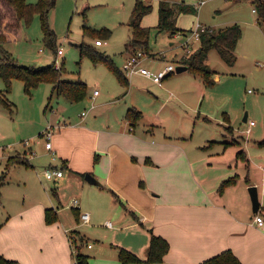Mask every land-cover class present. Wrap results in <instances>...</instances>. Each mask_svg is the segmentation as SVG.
<instances>
[{
	"label": "crops",
	"instance_id": "obj_1",
	"mask_svg": "<svg viewBox=\"0 0 264 264\" xmlns=\"http://www.w3.org/2000/svg\"><path fill=\"white\" fill-rule=\"evenodd\" d=\"M97 90L92 100L101 96L100 90L94 96ZM144 91L142 97H146ZM132 103L129 107L125 104L115 125L99 122L100 104H92L88 117L81 115L83 118L74 123L58 119L50 126L52 150L46 149V143L36 149L35 140L30 146L24 143L16 154L0 149V172L7 169L8 159L18 155L30 167L14 168L37 171L42 163L43 170L64 171L62 178L53 181L54 187L52 183L36 185L29 174L15 175L10 181L8 174H2L6 183L0 199V255L20 264H74V246L89 263L91 255L85 248L94 249L105 264H121L118 247H123L143 261L132 264H154L146 262L153 233L170 245L159 264H202L227 250L242 264H264V224L255 222L258 215L264 218V145L259 144L264 140V124L254 131L258 126L254 121L251 133H245L253 121L247 115V122L243 118L246 128L240 133L225 116L233 133L198 146L182 144L165 130L155 134L153 124L142 123L146 118L142 111L137 124L128 120L129 109L142 110ZM153 137L159 140L155 142ZM87 174L100 185L90 184ZM231 179L234 183L220 190ZM252 186L257 187L260 202L256 213L249 193ZM69 192L80 198L87 194V202L74 198L71 203L78 204L72 212H65ZM48 209L58 216L52 224L46 222ZM83 213L90 214L88 224L81 220ZM99 222H112V240L108 246L95 248L98 239L92 241L83 227Z\"/></svg>",
	"mask_w": 264,
	"mask_h": 264
},
{
	"label": "rangeland",
	"instance_id": "obj_2",
	"mask_svg": "<svg viewBox=\"0 0 264 264\" xmlns=\"http://www.w3.org/2000/svg\"><path fill=\"white\" fill-rule=\"evenodd\" d=\"M136 1L56 0V4L48 13V24L56 34L57 48L63 50L61 56L47 47L43 21L39 14H34L30 22L24 20L18 31L11 32L5 49L17 62L24 66H63L66 73L62 79L86 82L88 95L82 102L72 104L53 93L51 84L42 83L27 92L22 81L14 80L11 90L7 92L4 82L0 79V93H7V98L15 104L16 109L12 116L0 104V149H8L16 154L15 151L23 150L24 143L28 142L29 145L34 140L38 143L36 149H39L46 143V138L39 136L40 132H47L51 124L58 119L65 118L67 123L82 119V113L88 115L92 104H100L98 111L102 116L99 122L112 124L125 104L132 106L134 101L146 115L142 123L153 124L155 134L167 131L174 141L182 144L191 143L198 146L206 143L208 139L225 138L233 133L228 130L225 116L235 131L240 133L246 128L243 123L246 114L249 115V120L258 123L254 131L262 128L264 22L254 11L255 0H203L202 4V0H186L188 4L197 7V13L181 15L177 23L180 30H193L199 24L209 31H218L234 24H238L242 30V37L235 51L237 61L234 66L227 65L217 50L209 52L208 64L216 77L210 86L204 84L201 75L191 70L177 73L175 69L174 73L165 79L163 86L155 85L140 74H134L127 76L129 86L125 87L109 64L122 69L126 62L125 57L130 56L131 52H125V45L132 35L129 23ZM144 1L151 3L153 10L142 21V26L152 28L149 51L138 50L145 52L149 58L143 61V66L151 71L161 70L168 64L179 66L178 63L188 56L181 45L187 36L158 34L154 27L159 19V0ZM28 2L35 5L38 0ZM104 30H110L111 35L103 36ZM97 39H100L102 46H96ZM81 44L94 46L98 51L108 54L111 63L95 62L89 56L81 57ZM198 46L199 42H193V50ZM192 82L194 85H191ZM95 89L100 90L101 96L92 100L90 97ZM144 89L146 97H142ZM127 92L129 95H125ZM161 118L169 123L163 122ZM159 124L166 126H156ZM242 137L245 139L247 136L243 134ZM153 140L157 142L159 137H153ZM39 166L37 171L22 166L4 169L0 176L8 174L7 180L10 181L15 175L29 174L30 179L37 182L36 185L52 183L51 186L54 187L53 181L43 176L45 169L43 170L42 163ZM74 198L84 204L87 202V194L80 198L78 193L69 192L65 199L64 207H68L65 212H72L71 208L75 206L71 202ZM2 219L0 218V222ZM103 223L83 227L92 241L98 239L94 241L95 248L108 246L112 240L111 229L102 225ZM84 251L91 255L89 264H105L104 259L95 256L94 249L85 248Z\"/></svg>",
	"mask_w": 264,
	"mask_h": 264
},
{
	"label": "trees",
	"instance_id": "obj_3",
	"mask_svg": "<svg viewBox=\"0 0 264 264\" xmlns=\"http://www.w3.org/2000/svg\"><path fill=\"white\" fill-rule=\"evenodd\" d=\"M56 4V0H38L37 4L32 5L28 0H0V79L4 82L7 92L11 90L14 80H20L24 83L27 92L38 87L42 83H48L53 86V93L66 101L75 104L82 102L88 95V86L83 81L72 82L62 79L66 69L51 65L49 67L24 66L17 62L13 56L5 49L8 43V37L13 31H18L24 20L30 22L34 14H39L43 21L45 30V43L47 47L55 50L57 48V37L55 32L49 27L48 13ZM255 11L264 22V0H255ZM153 6L144 0H137L132 11L131 22L132 35L125 45V52L130 55L139 49L149 51V43L151 39L150 27L142 26L145 16L151 13ZM197 7L190 5L186 0H159V19L158 24L154 27L157 33H167L171 36L180 34L186 36L192 30L183 31L178 28V17L186 14H196ZM10 33V34H9ZM110 30H104L103 36L109 37ZM242 37V30L238 24L220 29L218 31L211 30L201 34L199 46L190 55L185 56L180 62L183 66H187L188 70L193 71L203 77L205 85L214 83L215 72L208 64L209 52L217 50L222 60L229 66H234L237 61L235 51L239 40ZM100 40V39H97ZM96 40V41H97ZM81 57L89 56L95 62H110L111 57L100 52L94 46L81 44L79 46ZM111 70L117 76L121 84L125 87L129 86V80L123 71L113 64H109ZM0 104L6 108L10 115H14L16 109L15 104L7 98V93H0ZM143 114L136 108L127 111L126 118L132 123L137 124L141 121ZM208 120V119H207ZM209 121V120H208ZM228 130H232L228 128ZM264 145V140L259 143ZM243 152L238 154L242 156ZM21 157L22 159H18ZM15 165H23L30 167L28 162L21 156L11 157L7 160L6 168ZM6 183V176H0V199L2 195V187ZM234 183V179L226 181L222 184L220 190L228 184ZM118 199V197H116ZM58 219L57 214L52 209L46 211V222L52 224ZM170 245L167 240L151 233V240L148 247L146 262L159 264L163 261L164 256L169 252ZM118 256L121 264L142 263L143 261L126 248L118 247ZM78 264H89L87 256L78 253L76 255ZM0 264H20L16 260H10L0 255ZM202 264H242L238 257L230 250H227Z\"/></svg>",
	"mask_w": 264,
	"mask_h": 264
},
{
	"label": "built area",
	"instance_id": "obj_4",
	"mask_svg": "<svg viewBox=\"0 0 264 264\" xmlns=\"http://www.w3.org/2000/svg\"><path fill=\"white\" fill-rule=\"evenodd\" d=\"M201 2L200 4H202ZM208 31L207 29L203 28L200 25H197L195 29H193L190 34L186 35L187 38L185 41L181 43L185 51L187 52V55H190L194 50H193V42H200V37L201 34ZM180 36V35H179ZM181 37V36H180ZM96 46H102V42L100 40H97ZM57 55L61 56L63 55V50L58 49ZM149 59L147 54L143 51H137L134 54L130 55L128 59L126 60L124 66H123V71L125 72L126 76L128 75H134V74H140L144 76L145 78L151 80L155 84H158L159 86H163L165 79L170 76L171 74L174 73L176 67L173 64H168L166 65L163 69L159 71H151L148 68L143 66V61ZM58 67V66H57ZM99 90L95 91L94 96H98ZM87 113L83 112L82 116H86ZM254 121H250L248 123V127L245 131V133L250 134L251 129L253 126H255ZM44 138H46V149L47 150H52V131L51 128L47 130V132L44 133ZM25 144L28 145V142ZM43 176L49 180V181H54L58 178H62L64 176V171L57 169V168H48L44 171ZM74 205L76 206L78 204L77 201L73 202ZM81 220L83 224H88L90 222V214L89 213H83L81 215ZM255 222L262 226L264 224V218L262 216H256ZM108 228H112V222H106L105 224ZM73 249V254L77 255L78 250L76 247H72ZM74 264L77 263V259L75 260Z\"/></svg>",
	"mask_w": 264,
	"mask_h": 264
},
{
	"label": "water",
	"instance_id": "obj_5",
	"mask_svg": "<svg viewBox=\"0 0 264 264\" xmlns=\"http://www.w3.org/2000/svg\"><path fill=\"white\" fill-rule=\"evenodd\" d=\"M188 70L187 66H183V65H179L176 67V71L177 73H182L184 71ZM244 122H247V114L245 115L244 118ZM86 180L90 183V184H96V185H100L95 178H93L90 174L86 175ZM249 193L251 196V200H252V205H253V212H257L260 208V202H259V196H258V189L255 186H252L249 188Z\"/></svg>",
	"mask_w": 264,
	"mask_h": 264
}]
</instances>
